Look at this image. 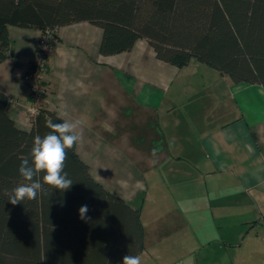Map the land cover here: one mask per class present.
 <instances>
[{"label":"crops","instance_id":"1","mask_svg":"<svg viewBox=\"0 0 264 264\" xmlns=\"http://www.w3.org/2000/svg\"><path fill=\"white\" fill-rule=\"evenodd\" d=\"M7 31L0 92L8 116L28 131L22 78L41 31ZM56 35L44 109L81 122L76 154L95 181L139 209L141 264L188 262L200 251L207 264L264 259V239L257 241L255 231L264 232L255 220L264 213V89L212 73L204 92L194 94L202 91L190 77L199 63L177 68L160 61L145 39L104 56L96 25H66ZM229 102L234 113L225 110Z\"/></svg>","mask_w":264,"mask_h":264},{"label":"trees","instance_id":"2","mask_svg":"<svg viewBox=\"0 0 264 264\" xmlns=\"http://www.w3.org/2000/svg\"><path fill=\"white\" fill-rule=\"evenodd\" d=\"M83 21L101 28V55L145 39L160 61L182 68L196 60L233 83L264 89V0H0V62L10 54L8 26L52 33L51 48L60 27ZM7 104L0 92V264H122L125 255L140 254L139 209L95 181L75 146L64 169L74 182L69 190L45 185L35 200L8 201L6 192L23 182L18 168L33 138L60 117L43 109L26 131ZM84 204L87 220L78 214Z\"/></svg>","mask_w":264,"mask_h":264},{"label":"clouds","instance_id":"3","mask_svg":"<svg viewBox=\"0 0 264 264\" xmlns=\"http://www.w3.org/2000/svg\"><path fill=\"white\" fill-rule=\"evenodd\" d=\"M57 121L59 122L46 120L45 126L50 131L43 137L37 135L33 138L31 151L22 159L18 168L23 182L6 192L11 204L17 205L25 200L37 199L45 191V185L61 192L72 187L74 182L64 169L67 151L73 149L82 139L81 122L63 118ZM41 173H43L42 177H40ZM88 212L87 204L80 206L79 218L87 220ZM122 264H141V258L138 255H125Z\"/></svg>","mask_w":264,"mask_h":264},{"label":"built area","instance_id":"4","mask_svg":"<svg viewBox=\"0 0 264 264\" xmlns=\"http://www.w3.org/2000/svg\"><path fill=\"white\" fill-rule=\"evenodd\" d=\"M52 39V33H41L34 47V55L25 66L22 79L29 89L30 104L27 114L31 122L44 109L46 102L48 92L46 86L48 55Z\"/></svg>","mask_w":264,"mask_h":264},{"label":"rangeland","instance_id":"5","mask_svg":"<svg viewBox=\"0 0 264 264\" xmlns=\"http://www.w3.org/2000/svg\"><path fill=\"white\" fill-rule=\"evenodd\" d=\"M190 62L199 63V65H200V66H196L195 73H191L192 75H190V77L194 79V82H195L196 86H198L199 89H202V91L195 90L196 92L194 94L201 95L204 92V90H205V88H203V87H206L205 84L207 85L209 80L215 79L213 77L215 74H212V73H220V72H218L217 70L213 69L212 67H210V66H208L206 64L197 62L196 60H191ZM204 69H209L208 70L209 72L208 71L205 72ZM229 105L232 106V109H229L228 104H227V108L225 110L227 112L234 113L233 112L234 107H233L232 103L229 102ZM233 217H235V215L229 216L227 218L229 219V218H233ZM255 220L264 223V213H259V216ZM261 229L262 228H260V227H256L255 231L259 232V235L256 236L257 241H260L261 239H264V235H262V233H264V232H262ZM246 242H249V241L245 240L243 242L244 245L246 244ZM208 253L211 254V249L208 251ZM202 261H203V256H202V252L200 251L198 253V256H197L196 259L194 257H192V259L188 260V262H185V261H180V262H176V263L175 262H169V263L167 262V263H164V264H207V263H203ZM255 262L257 264H264V259H261V258L258 257V259H256Z\"/></svg>","mask_w":264,"mask_h":264}]
</instances>
